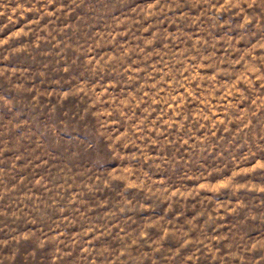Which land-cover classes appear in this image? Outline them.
<instances>
[{"label":"rangeland","instance_id":"1","mask_svg":"<svg viewBox=\"0 0 264 264\" xmlns=\"http://www.w3.org/2000/svg\"><path fill=\"white\" fill-rule=\"evenodd\" d=\"M249 12L0 0L4 264H264V10ZM125 157L141 162L117 191ZM145 185L184 198L169 209Z\"/></svg>","mask_w":264,"mask_h":264},{"label":"clouds","instance_id":"2","mask_svg":"<svg viewBox=\"0 0 264 264\" xmlns=\"http://www.w3.org/2000/svg\"><path fill=\"white\" fill-rule=\"evenodd\" d=\"M206 2H210V0H206ZM245 5H247L248 7L247 8L243 7ZM224 7L225 8H229V7L236 8V9L241 10L242 12H249V9H255V8H259L261 10H264V0H224ZM249 15L252 16L253 15L252 12H249ZM253 18H255V17L253 16ZM248 22L249 21H247V20L245 21V23H248ZM4 43H6V41H0V46H3ZM102 115L110 116L111 112H104V113H102ZM117 143H123V144H126L128 146H132V147L135 146L134 142H130L129 140H127L123 136L119 138ZM111 147H112L113 153H115L117 156H119V151H118L116 145L113 144ZM142 151H144V150H142ZM140 162L141 161L139 158L125 157L123 160V163H127L128 165H130V167L127 170L120 169L119 172H117L113 176L107 178V180H105L104 183L112 185L113 187H115L117 189V191H119L120 185L114 184L113 181L115 179H120L121 177H127L128 178L127 182L129 184H131V177L136 170L134 167H131V166L133 164H135L138 167ZM104 163H105V166L107 167L108 166L107 160H105ZM112 166L114 167L115 165L113 164ZM259 167L264 169V164L260 165ZM245 174L246 173L243 171L235 173L233 176L229 177L225 183L227 185H230L233 181L236 180L237 176H244ZM40 183L43 184V181H41ZM145 189L149 192V198H151L152 196H158V195L163 194V198L168 203L169 209H171L173 207V203L175 201H177L178 199L184 198L180 191H177L175 193V195H173L170 190H165V189H159L156 193H153L151 188H148L147 185H145ZM128 195L131 196L132 194L128 193ZM193 195H195V193H193ZM2 198H3V195L0 194V199H2ZM141 198L142 197H139V196L137 197L138 200ZM145 203H150V199H146ZM126 207H127V204H125V208ZM135 208H136V210H143V205H136ZM146 233H147V228L144 230V232H142L140 234V236H144ZM33 235H36V234L28 233V234H25L23 237H18L17 240L29 239ZM40 238H41V242L43 243L44 241H43L42 237H40ZM137 238L139 239L140 237H137ZM4 243H9V242L8 241H0V245H3ZM2 252H3V248L0 247V253H2ZM0 264H4V261L2 259H0Z\"/></svg>","mask_w":264,"mask_h":264}]
</instances>
